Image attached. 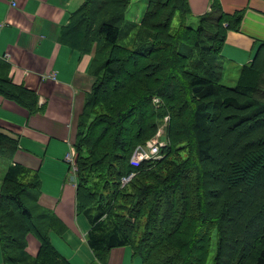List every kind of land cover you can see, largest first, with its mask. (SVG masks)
Masks as SVG:
<instances>
[{
  "label": "trees",
  "instance_id": "1",
  "mask_svg": "<svg viewBox=\"0 0 264 264\" xmlns=\"http://www.w3.org/2000/svg\"><path fill=\"white\" fill-rule=\"evenodd\" d=\"M145 1L133 22L126 16L132 0H83L62 33L83 53L96 46V81L74 142L75 208L89 225L86 243L96 264L120 247L143 264H207L214 239L211 264H264V44L235 86H225L220 50L243 10L225 13L211 0L191 24L188 0ZM0 93L35 111L34 93L15 86L1 64ZM153 98L163 100L161 114ZM167 113L161 157L131 165ZM16 148L0 133V157ZM4 171V264H71L50 241L64 228L38 205L37 173L17 164ZM28 235L39 242L35 256Z\"/></svg>",
  "mask_w": 264,
  "mask_h": 264
},
{
  "label": "crops",
  "instance_id": "2",
  "mask_svg": "<svg viewBox=\"0 0 264 264\" xmlns=\"http://www.w3.org/2000/svg\"><path fill=\"white\" fill-rule=\"evenodd\" d=\"M0 0V64L15 86L32 91L34 112L0 93V133L17 144L6 166L20 165L37 173L38 205L52 213L63 231L50 233L52 245L71 264H96L86 243L87 220L75 208L74 176L65 153L75 141L77 121L96 81L89 53L69 45L62 33L83 0ZM225 13L243 10L241 24L230 30L220 56L224 67L239 71L264 44V0H220ZM190 21L210 10L211 0H188ZM1 177V175H0ZM0 179V183H1ZM27 252L35 256L39 242L28 235ZM0 264H4L0 250ZM106 264H143L129 247L112 249Z\"/></svg>",
  "mask_w": 264,
  "mask_h": 264
},
{
  "label": "built area",
  "instance_id": "3",
  "mask_svg": "<svg viewBox=\"0 0 264 264\" xmlns=\"http://www.w3.org/2000/svg\"><path fill=\"white\" fill-rule=\"evenodd\" d=\"M10 3L12 7H16V0H11ZM167 121H168V117H164L163 122H162L163 124L158 126V129L154 137L148 140L143 146H138L134 150L131 156V159H130L131 165L139 166V164L142 161H145V160L153 161L161 157L160 156L161 150L167 145V140L166 138H164L166 136ZM66 154L67 155H65V162L69 165L71 174L74 175L76 171V165H75L76 150L73 144L69 146V149ZM132 177H133V174L126 176V178L123 177L121 179V184L122 185L127 184Z\"/></svg>",
  "mask_w": 264,
  "mask_h": 264
},
{
  "label": "rangeland",
  "instance_id": "4",
  "mask_svg": "<svg viewBox=\"0 0 264 264\" xmlns=\"http://www.w3.org/2000/svg\"><path fill=\"white\" fill-rule=\"evenodd\" d=\"M145 7H146V1L145 0H132V4L130 5V7H129V9H128V12H127V18H129V19H132V21L134 22V21H137V19H135V18H138V16H139V18H140V16H141V14H143L142 12H143V10H145ZM190 19H191V17H190ZM189 19V20H190ZM195 22H192L191 21V24H194ZM173 26H176V22L174 21L173 22V24H172ZM238 73H239V71H236V70H234V68L233 67H231L230 68V70H228V72L227 73H224V75H223V77H222V80H221V83L223 84V85H225V86H228V87H234L235 86V83H236V80H237V77H238ZM163 106V100L162 99H158V98H153L152 99V107H154V109L157 111V113H156V115L157 114H161L162 113V109H159L160 107H162ZM165 117V116H164ZM166 117H169L170 118V113H167L166 114ZM164 119V118H163ZM163 119H162V121L160 122V125L161 124H163L162 122H163ZM158 122V123H159ZM167 123H168V121H167ZM167 123H166V125H167ZM164 138H166V137H164ZM75 142V141H74ZM73 145H74V143H73ZM75 147V146H74ZM76 149V148H75ZM67 153V152H66ZM65 153V154H66ZM67 155V154H66ZM2 158V157H1ZM64 161H65V156H64ZM4 162L3 161H1V159H0V175H1V177H0V179H2L3 178V176H4V173L6 172V171H4V170H6V168H7V166L5 165V164H3ZM69 166V165H68ZM68 172L71 174V171H70V168L68 169ZM74 176V175H73ZM1 184V183H0ZM261 185V184H260ZM259 189H257V190H252L254 193H256L257 191H258ZM123 214V213H122ZM234 235V234H233ZM234 238H235V241H236V239L239 241V235H238V233H236L234 236H233ZM216 244V240L214 239V241H213V244L211 245L212 246V249H211V252H210V256H209V259H208V262H207V264H211V262H212V257H213V254H214V250H215V245ZM234 245V244H233ZM234 247H237V248H239L238 247V245H234ZM240 248L242 249V248H244V247H242V246H240Z\"/></svg>",
  "mask_w": 264,
  "mask_h": 264
},
{
  "label": "bare ground",
  "instance_id": "5",
  "mask_svg": "<svg viewBox=\"0 0 264 264\" xmlns=\"http://www.w3.org/2000/svg\"><path fill=\"white\" fill-rule=\"evenodd\" d=\"M159 126H160V124H159Z\"/></svg>",
  "mask_w": 264,
  "mask_h": 264
}]
</instances>
